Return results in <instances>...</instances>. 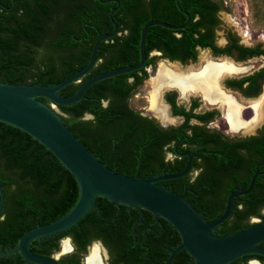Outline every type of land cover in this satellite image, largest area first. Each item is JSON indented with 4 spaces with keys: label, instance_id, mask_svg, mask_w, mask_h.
<instances>
[{
    "label": "flooded vegetation",
    "instance_id": "obj_1",
    "mask_svg": "<svg viewBox=\"0 0 264 264\" xmlns=\"http://www.w3.org/2000/svg\"><path fill=\"white\" fill-rule=\"evenodd\" d=\"M61 4L57 15L49 9L39 18L38 43L42 46L64 38L58 45L67 50L69 36L77 35L74 50L89 59L98 34L108 35L115 30L99 43L95 63L85 79L137 64L140 32L147 22L181 25L187 14L189 22L198 21L193 26L194 36L206 44L197 42L190 49L179 41L189 30V22L178 30L150 26L143 65L90 87L88 99L96 113L86 111L80 120L95 130L93 137L81 138L99 160L125 175L174 174L189 163L182 177L160 180L158 184L184 194L207 221L222 214L230 193L248 188L258 167L252 189L233 200L230 214L216 227V234L264 223V45L242 40L223 21L226 1L61 0ZM194 8L197 10L193 14ZM71 12L77 16L75 20L70 18ZM218 32H222L221 40ZM199 52L203 56H198ZM206 61L231 64L245 71L221 74L216 82L221 96L215 101H209L199 89L182 91L176 82L157 87L155 96L152 80L160 66L181 72L203 66ZM137 98H141L140 104ZM228 100L238 108L236 123L227 118ZM15 203L7 202L10 207L4 206L0 221L10 216ZM105 204V216L97 204V215L91 210L79 226L56 236L34 239L29 243L30 251L53 258L57 264H89L92 252L97 264H193L185 250L170 258L180 236L166 220L147 211L116 207L109 201ZM34 213L30 209L23 221L15 220L16 230L25 229L15 240L0 238V251L15 248L25 231L42 225L27 227L35 222ZM10 227L3 225L4 230ZM64 241L73 252H64ZM260 245L264 247V242ZM253 261L264 264V257L251 255L245 264ZM0 264L31 263L12 253L1 258Z\"/></svg>",
    "mask_w": 264,
    "mask_h": 264
},
{
    "label": "water",
    "instance_id": "obj_2",
    "mask_svg": "<svg viewBox=\"0 0 264 264\" xmlns=\"http://www.w3.org/2000/svg\"><path fill=\"white\" fill-rule=\"evenodd\" d=\"M190 16L181 25H171L160 20L147 22L140 32V60L134 65H125L94 74L85 79L70 95L60 91L73 83H79L95 63L99 43L111 36L98 34L89 59L84 67L53 85L13 84L0 82V122L19 129L40 143L56 157L59 163L73 176L78 186V196L72 207L59 218L25 231L15 248L0 251V259L18 253L25 263L57 264L53 258L33 254L29 243L34 239L49 238L62 234L97 208V198H103L116 207L126 206L147 211L154 217L166 220L179 234L180 242L171 251L170 258L185 250L193 264H229L246 255L264 257V223L247 226L226 235H217L216 227L230 214L232 203L239 195L248 193L253 186L258 167L246 190L237 188L230 193L221 215L207 221L205 215L170 188L158 184L160 180L182 177L188 165L174 174L139 177L125 175L99 160L65 124L58 106H69L85 98L86 91L95 83L119 74L139 69L145 61V39L148 28L159 25L171 30L183 29ZM40 98L51 102L47 105ZM6 202V194L0 181V219ZM254 262V261H253Z\"/></svg>",
    "mask_w": 264,
    "mask_h": 264
},
{
    "label": "trees",
    "instance_id": "obj_3",
    "mask_svg": "<svg viewBox=\"0 0 264 264\" xmlns=\"http://www.w3.org/2000/svg\"><path fill=\"white\" fill-rule=\"evenodd\" d=\"M61 5V0H0V82L53 85L84 67L88 58L74 50L77 42L74 37L77 35L69 36L67 50L58 45L64 38L56 39L47 46L38 43L41 14L53 9L54 15H57ZM195 10L197 8H194L193 14ZM69 16L73 20L77 18L72 12ZM197 23L189 22V30L179 39L182 46L190 49L197 42L206 44L194 36L193 26ZM84 80L85 77L82 78ZM81 82L68 85L60 93L65 96L72 94ZM91 91L92 88L88 89L85 98L75 104L58 106L67 127L85 146L87 144L81 136L93 137L95 129L88 122L81 121L80 116L86 111L96 113L88 99ZM40 100L51 104L47 99ZM0 181L6 194L5 206L9 208L7 202H16L11 207L10 216L0 221V238L6 237L8 240H15L24 231L25 228L18 231L14 226L23 221L24 214L27 215L30 209L35 211V222H29L27 227L45 224L65 214L78 196L75 179L54 155L26 133L1 122ZM96 202L101 215L105 216L104 206L108 201L97 198ZM91 213L97 215L96 210ZM4 224L11 227L4 230ZM250 256H243L229 264H245Z\"/></svg>",
    "mask_w": 264,
    "mask_h": 264
},
{
    "label": "bare ground",
    "instance_id": "obj_4",
    "mask_svg": "<svg viewBox=\"0 0 264 264\" xmlns=\"http://www.w3.org/2000/svg\"><path fill=\"white\" fill-rule=\"evenodd\" d=\"M242 70L245 71L244 69L238 68L237 66L235 67L231 64L228 65L226 63H211L209 61H206L203 66H198L196 69H185L181 72L170 71L169 69L160 66L152 80V84L155 86V96H157V87L176 82L183 87L182 91H186V88L199 89L200 91H202L205 98H207L209 101H215L221 96V94L217 92L218 87L216 83L219 76L223 73L239 72ZM237 110L238 108L232 105L230 103V100H228V108L226 114L228 120L232 123L237 122ZM94 260V252H92L89 264H97V262H95ZM252 263L256 264V262Z\"/></svg>",
    "mask_w": 264,
    "mask_h": 264
},
{
    "label": "rangeland",
    "instance_id": "obj_5",
    "mask_svg": "<svg viewBox=\"0 0 264 264\" xmlns=\"http://www.w3.org/2000/svg\"><path fill=\"white\" fill-rule=\"evenodd\" d=\"M226 11L221 15L223 21L234 29L240 38L248 43L264 45V0H225ZM218 32V40L222 39ZM203 53L199 52L198 56ZM203 56V55H202ZM137 104L141 98H137ZM60 114L61 110L56 109Z\"/></svg>",
    "mask_w": 264,
    "mask_h": 264
},
{
    "label": "clouds",
    "instance_id": "obj_6",
    "mask_svg": "<svg viewBox=\"0 0 264 264\" xmlns=\"http://www.w3.org/2000/svg\"><path fill=\"white\" fill-rule=\"evenodd\" d=\"M98 243H99V242H96V244L94 245V247H95L96 245H98ZM63 244H64V252H65V253H71V252L74 251V249H73L71 246H69V244H68L67 241H64Z\"/></svg>",
    "mask_w": 264,
    "mask_h": 264
}]
</instances>
